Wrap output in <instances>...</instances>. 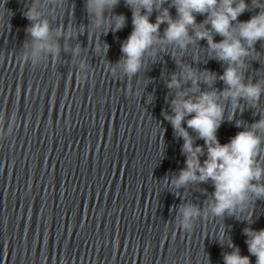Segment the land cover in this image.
<instances>
[{"label":"water","instance_id":"95a60500","mask_svg":"<svg viewBox=\"0 0 264 264\" xmlns=\"http://www.w3.org/2000/svg\"><path fill=\"white\" fill-rule=\"evenodd\" d=\"M31 3L0 0V120L63 173L153 264H224V253L233 250L230 243L241 255H250L243 229H264V199L251 204L239 219L200 218L189 232L177 222L180 205L191 202L204 208L214 188L210 181L179 190L170 183L185 167V156L183 140L175 136L164 115L171 113L170 93L174 94L167 81L181 71L177 58L193 68L222 74L226 65L209 56L207 41L183 51L168 46L156 57L146 56L145 67L131 80L119 70L113 74L110 65L120 60L121 45L133 29L132 12L120 0L114 14L127 17L120 31L93 34L89 30L78 38L60 39L69 51H61L59 60L45 58L32 65L22 59L30 23L24 12ZM41 11L53 29L89 23L85 0H63L62 6L44 0ZM259 11H245L238 19L247 21ZM170 12L175 18L176 9ZM156 15L153 12L152 22ZM204 19L196 16L197 23ZM166 27L161 25V35ZM214 39L219 42L222 37ZM96 43L108 45L106 54L95 50ZM76 44L82 47L79 57L71 55ZM81 60L87 63L84 82ZM245 77L246 82L264 79V41H258L247 58ZM224 86L219 79L214 84L221 90ZM201 88L207 90L204 84ZM260 116H264V95L259 109L244 101L239 108L227 104L225 120L217 130L220 143L244 130L236 122L247 127ZM260 159L264 160V153ZM255 261L251 256V264Z\"/></svg>","mask_w":264,"mask_h":264},{"label":"clouds","instance_id":"9594fccd","mask_svg":"<svg viewBox=\"0 0 264 264\" xmlns=\"http://www.w3.org/2000/svg\"><path fill=\"white\" fill-rule=\"evenodd\" d=\"M53 5L62 6L63 0H49ZM44 0H32L24 12L30 21L26 27L28 39L24 43L23 61L32 65L41 63L45 58L59 60L61 51H69V45L63 46L60 39L71 40L74 36L88 33L101 34L118 32L125 27L127 17L114 14L120 0H85V10L89 23L73 24L71 28L58 25L52 28L49 19L41 11ZM132 12L133 29L121 45L122 56L110 71L117 70L131 80L145 67V57H156L160 51H167L173 46L174 52L186 50L190 44L200 40L207 41L209 56L222 62L226 67L222 74L208 70H199L176 59L181 71L173 73L167 81V88L173 90L170 104L171 113H165L176 137L183 140L182 153L185 167L178 175L170 178L171 185L179 190L189 184L211 182L214 191L207 206L186 202L179 206L177 222L185 232L192 231L194 221L200 218L239 219L251 204L264 199V116L245 127L236 122L239 131L229 142L221 144L217 130L225 120L226 105L239 108L244 101L251 108L259 109L261 96L264 95V79L247 78V58L255 51L258 41H264V0H124ZM168 4V7H164ZM176 9L173 18L170 8ZM259 9L247 21L238 18L245 11ZM156 12L155 22L150 20ZM111 13V16L105 15ZM205 19L197 23L196 16ZM108 25L105 29V25ZM166 24L163 35L160 27ZM222 39L217 42L214 36ZM163 46V47H161ZM108 45L95 44L98 53L106 54ZM80 44L71 48V55L79 57ZM175 58V56H174ZM80 79L86 81L84 72L86 61L79 64ZM224 83V88L217 89V80ZM201 84L207 86L202 90ZM184 85H188L185 87ZM235 115L230 119H234ZM186 123L187 127L184 126ZM192 130V135L189 132ZM198 139L203 145L196 143ZM201 157H206L201 160ZM167 179V178H166ZM245 243L250 255H241L240 249L228 244L233 250L223 255L224 264H264V229L245 227ZM224 233L220 234L222 240Z\"/></svg>","mask_w":264,"mask_h":264}]
</instances>
